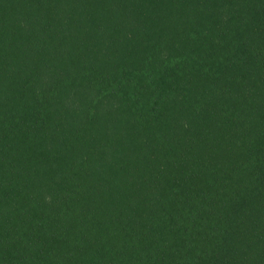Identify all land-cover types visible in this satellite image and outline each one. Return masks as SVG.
<instances>
[{
    "label": "trees",
    "instance_id": "1",
    "mask_svg": "<svg viewBox=\"0 0 264 264\" xmlns=\"http://www.w3.org/2000/svg\"><path fill=\"white\" fill-rule=\"evenodd\" d=\"M0 264H264V0H0Z\"/></svg>",
    "mask_w": 264,
    "mask_h": 264
},
{
    "label": "rangeland",
    "instance_id": "2",
    "mask_svg": "<svg viewBox=\"0 0 264 264\" xmlns=\"http://www.w3.org/2000/svg\"><path fill=\"white\" fill-rule=\"evenodd\" d=\"M135 131V130H134ZM133 131V132H134ZM131 131V134H129V139H134L136 138L137 136V133L136 135ZM143 136V134L139 135V138L141 139ZM137 153V155H135V153ZM130 153H132L134 156H136L137 161L134 160V163L137 164V166L133 167L134 164L133 163H130L128 162V157L130 155ZM143 153V143H141V145L139 146L138 148V151L135 150L134 148H129L127 150H124L122 151L121 148H117L115 149L114 153L111 155V158L115 159V162H116V165L118 166V168L122 169L121 170V177L118 178V181L119 182H122V181H125L126 179L129 180V181H136L137 180V177H139V173L142 171L143 172V169L141 170V168L143 167V155H141ZM135 164V165H136ZM128 171H132L131 173L128 172ZM95 180L93 182H98L101 183V178H94ZM108 179V177H105V180ZM111 180H113V178H109ZM127 184V183H125ZM128 185V184H127Z\"/></svg>",
    "mask_w": 264,
    "mask_h": 264
}]
</instances>
